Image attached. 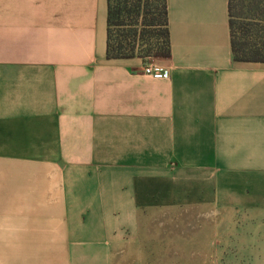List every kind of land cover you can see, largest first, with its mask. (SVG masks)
Wrapping results in <instances>:
<instances>
[{"label":"crops","instance_id":"crops-1","mask_svg":"<svg viewBox=\"0 0 264 264\" xmlns=\"http://www.w3.org/2000/svg\"><path fill=\"white\" fill-rule=\"evenodd\" d=\"M167 4L155 79L107 58L108 0H0V264H163L180 211L202 264H264V63L234 61L229 0Z\"/></svg>","mask_w":264,"mask_h":264},{"label":"trees","instance_id":"trees-1","mask_svg":"<svg viewBox=\"0 0 264 264\" xmlns=\"http://www.w3.org/2000/svg\"><path fill=\"white\" fill-rule=\"evenodd\" d=\"M156 1L108 0V59L171 57L167 0ZM229 17L234 61L264 63V0H229Z\"/></svg>","mask_w":264,"mask_h":264},{"label":"rangeland","instance_id":"rangeland-1","mask_svg":"<svg viewBox=\"0 0 264 264\" xmlns=\"http://www.w3.org/2000/svg\"><path fill=\"white\" fill-rule=\"evenodd\" d=\"M158 2V0L156 1ZM140 23L139 28L142 29ZM146 48L141 49L140 53H145ZM146 62L158 61L154 57H147ZM194 215L192 216V214ZM156 220L157 227L162 225L163 230L170 228L167 226V218H153ZM173 232H163L160 234H148L151 236L145 244L148 260L150 262H170L172 264H202L203 261V242H202V217L197 211H180L178 216L171 218ZM154 226V227H155ZM161 236L160 241H155ZM171 237V239H170ZM162 240V241H161Z\"/></svg>","mask_w":264,"mask_h":264},{"label":"built area","instance_id":"built-area-1","mask_svg":"<svg viewBox=\"0 0 264 264\" xmlns=\"http://www.w3.org/2000/svg\"><path fill=\"white\" fill-rule=\"evenodd\" d=\"M144 74L155 79H165L169 78L171 75L170 70L161 68L157 61L147 63L144 69Z\"/></svg>","mask_w":264,"mask_h":264}]
</instances>
